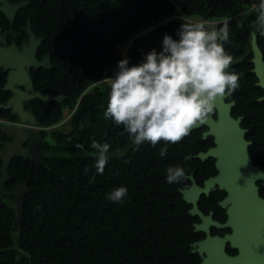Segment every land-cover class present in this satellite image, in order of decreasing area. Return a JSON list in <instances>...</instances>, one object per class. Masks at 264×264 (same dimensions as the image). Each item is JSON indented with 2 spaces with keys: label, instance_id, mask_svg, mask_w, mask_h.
<instances>
[{
  "label": "trees",
  "instance_id": "16d2710c",
  "mask_svg": "<svg viewBox=\"0 0 264 264\" xmlns=\"http://www.w3.org/2000/svg\"><path fill=\"white\" fill-rule=\"evenodd\" d=\"M251 3L28 0L17 10L14 23L21 17L30 19V30L41 38L36 59L50 52L51 63L30 69L32 89L41 97L24 98L20 106L41 127L61 123L67 110L70 129H37L42 138L41 157L12 156L4 187L20 184L27 190L22 196L20 224L14 196L0 197V264H201L204 256L198 252L197 241L205 232L195 230L199 216L192 213V204L181 189L190 186L191 173L199 184L217 174L215 157L196 156L215 145L213 135L203 136L207 126L200 125L178 142L161 140L153 146L145 141L135 147L123 125L105 119L109 85L103 83L119 59L127 56L130 64L138 63L152 48L160 50L164 33L176 38L183 20L215 21L217 27L227 24L230 42L224 47L233 58L228 70L241 74L240 87L228 98L235 101L231 114L242 117L239 124L251 141L249 154L264 167V100L259 99L263 89L256 85L250 48L255 33L264 60V33ZM65 43L68 50L57 53ZM6 79L5 73L0 74V119L19 121V114L7 105L14 90L5 87ZM10 139L0 129V151ZM92 140L107 142L108 152L125 150L119 157H108L102 173L96 172V157L58 155L97 151L91 147ZM165 144L167 155L161 157L159 149ZM169 164H181L187 178L179 184L167 183ZM2 165L0 158V179ZM256 183L264 197L262 180ZM119 185L128 189L123 201L107 199V193ZM225 195L219 187L209 196L202 194L199 203L206 200L209 206L201 209L213 208L216 218L223 221L227 214L218 200Z\"/></svg>",
  "mask_w": 264,
  "mask_h": 264
},
{
  "label": "clouds",
  "instance_id": "9594fccd",
  "mask_svg": "<svg viewBox=\"0 0 264 264\" xmlns=\"http://www.w3.org/2000/svg\"><path fill=\"white\" fill-rule=\"evenodd\" d=\"M251 11L264 33V0H252ZM227 42V24L217 27L207 20H183L176 38L168 33L162 35L159 51L152 48L134 64L129 63L127 56L119 59L113 74L108 76L105 119L123 125L135 147L145 141L153 146L161 140L180 141L209 118L218 97L240 87L241 74L228 70L233 58L225 50ZM91 147L97 150L96 172L102 173L109 144L92 140ZM159 155H167V144L160 147ZM184 159L189 156L185 154ZM186 178L181 164L167 166V183L179 184ZM127 193V187L119 185L107 193V199L122 202Z\"/></svg>",
  "mask_w": 264,
  "mask_h": 264
},
{
  "label": "water",
  "instance_id": "95a60500",
  "mask_svg": "<svg viewBox=\"0 0 264 264\" xmlns=\"http://www.w3.org/2000/svg\"><path fill=\"white\" fill-rule=\"evenodd\" d=\"M18 3L6 11H13L19 7ZM177 9L180 7L177 5ZM38 41L31 36L30 44L21 50L10 47L4 55L0 49V65L4 67L17 66L18 72H10L6 87L14 90V94L8 100L7 105H12L21 122L7 121L0 123V129L10 136V140L3 142L0 151V158L3 160L2 177L0 179V197L6 194L14 196V210L17 212V221L20 224L22 218V196L27 190L26 187L17 184L11 188H5L4 182L9 179L8 165L15 153H27L36 158L41 157L40 142L42 140L35 125L22 123L32 115L24 111L17 102V97L21 99L27 97H41L34 92L28 77H24L25 71L23 65L46 66L45 60H36L33 56L35 45ZM253 50V72L257 76V85L264 88V60L261 51L252 38ZM123 52V51H122ZM125 53V52H123ZM12 56V57H11ZM17 59L16 63L10 64V60ZM19 82L24 85V89L12 88L11 85ZM226 96V95H225ZM218 97L215 101L217 110V119L209 118L202 124L208 125V130L204 135L211 134L214 137L215 145L209 147L206 151H200L196 156L202 159L215 157V166L218 169L216 175L210 176L204 182V186H199L192 175H188L191 184L187 188L181 189V192L188 203L192 204L193 214L199 213L201 222L196 223L195 230L206 232L204 239L197 242L198 252L206 255L201 264H264V197L260 196L257 180H262L264 184V167L254 163L249 154L248 147L251 143L245 138L246 129L239 125L241 117L234 118L231 115V105L233 101L225 102L224 97ZM19 98V97H18ZM47 100V97H44ZM264 99L263 97L259 98ZM34 120V119H33ZM198 124L193 128L199 127ZM26 143V145H25ZM32 150V153H31ZM217 184L220 189H224L226 195L220 201V204L226 207L227 218L224 223L212 221V211L208 215L202 214L198 209V199L202 193H207L210 187ZM209 224L217 226H229L231 232L224 236H212L209 232ZM225 242L238 249L235 256L226 254L223 251Z\"/></svg>",
  "mask_w": 264,
  "mask_h": 264
},
{
  "label": "flooded vegetation",
  "instance_id": "af4514ba",
  "mask_svg": "<svg viewBox=\"0 0 264 264\" xmlns=\"http://www.w3.org/2000/svg\"><path fill=\"white\" fill-rule=\"evenodd\" d=\"M28 0H0V49L2 50L3 54L5 55L6 54V51L10 48V47H13L15 48L16 50H21L24 46L27 47L29 46L30 44V40H31V36L33 35L34 39L37 40L38 42L36 43L35 45V48H34V51H33V56L35 57V49L36 47L39 45L40 41H41V38L40 37H36L34 35V33L30 30V27H29V23H30V19H25V18H18L17 21L14 23V19L16 18L15 15H16V12L17 10L23 6L24 4H27ZM18 3H21V5L17 8H15L13 11H6V9L18 4ZM216 23L214 22V25ZM238 24H241V21L238 22ZM23 29V30H22ZM252 38H254V41H255V33L252 34L251 36V40H250V48H251V51H252V57H251V60L253 58V50H252ZM257 45V44H256ZM63 50H68V44L65 43L64 45H60L57 53H62ZM50 52H48L42 59L40 60H44L46 56H48V60H45V62L47 63V66H50L51 63H50ZM262 56V54H261ZM12 57V56H11ZM36 59V57H35ZM263 59V58H262ZM38 60V59H36ZM39 60V61H40ZM68 60V59H67ZM18 60L17 59H12L10 60V64L12 63H16ZM253 62V61H252ZM34 65H27V64H24L23 65V70L25 71V74H24V77H29V71L30 69L33 67ZM39 66H42V65H39ZM254 66V64H253ZM34 67H37V66H34ZM253 69V68H252ZM10 72H18V68L17 66H8V67H4V65H0V74L2 73H5L6 74V82H5V87H6V83H7V80H8V76L10 74ZM256 75V74H255ZM258 80V79H257ZM257 82V81H256ZM257 85V84H256ZM261 86V85H259ZM12 88H20V89H24V85L19 83V82H16L14 83L13 85H11ZM262 87V86H261ZM7 88V87H6ZM263 89V95L260 96V97H263L264 96V88L262 87ZM229 95H226L224 97V101L225 102H231L233 101L235 103V101L233 99H228L229 98ZM23 99L20 100V103L22 102ZM264 100V99H263ZM234 105V104H233ZM231 105V109L230 111L232 110V106ZM215 112V115H213V113ZM212 114H210V117L213 118L214 120L217 119V110L215 108V111H214ZM232 115V114H231ZM238 117H241V116H238ZM234 118H237V117H234ZM242 118V117H241ZM7 121V120H6ZM241 121V120H240ZM12 122H21V120L19 121H12ZM24 124H27V125H34V124H29V123H26V122H22ZM202 125H206L207 128L203 131V136L205 131L208 130V125L207 124H202ZM240 125V124H239ZM241 127V126H240ZM242 128V127H241ZM245 129V128H244ZM247 130V129H246ZM207 136V135H206ZM251 142V141H250ZM26 145V143H25ZM31 153H32V150H31ZM40 158V157H38ZM210 177V176H209ZM207 177V178H209ZM203 179V182L202 184H199L196 179H195V182L199 185V186H204V182L205 180L207 179ZM216 187H218L217 184H214L213 186L210 187V190L207 193H202V194H206V195H210L211 191L214 190ZM201 194V195H202ZM200 195V197H201ZM199 197V199H200ZM224 198V197H223ZM219 199V204H220V201L223 199ZM199 199H198V206H197V209L204 215H208L210 214V212L212 211V221L214 222H217V223H224L226 218L223 220V221H220L218 218H216L217 216V212H215L213 210V208H210L208 210V212H204L201 207L203 208H206L208 207V203L206 202V200L201 203H199ZM221 205V204H220ZM222 206V205H221ZM224 209H225V212H226V207L222 206ZM198 216H199V221L198 222H195L194 224L196 223H200L201 222V217H200V214L199 213H196ZM203 231V230H202ZM205 232V231H204ZM209 232H210V235L212 236H224L225 234L227 233H230L231 232V228L229 226H217V225H214V224H209ZM206 236V232H205V235L203 238H201L200 240L204 239ZM198 240V241H200ZM197 241V242H198ZM198 248V247H197ZM223 251L228 254V255H231V256H235L237 253H238V249L236 247H233L230 245L229 242H225L224 246H223ZM204 258L206 257V255H203ZM203 258V259H204Z\"/></svg>",
  "mask_w": 264,
  "mask_h": 264
},
{
  "label": "rangeland",
  "instance_id": "374dc122",
  "mask_svg": "<svg viewBox=\"0 0 264 264\" xmlns=\"http://www.w3.org/2000/svg\"><path fill=\"white\" fill-rule=\"evenodd\" d=\"M198 20H201V19H187V21H198ZM214 24V22H212ZM216 23V22H215ZM123 52H125V49L122 50ZM108 83V80L104 81L103 84H106ZM18 89V88H17ZM19 90V89H18ZM19 97V98H18ZM17 97V102L19 105H21L20 103V96ZM69 115H70V112H68L67 110H64V123H58V124H55L51 127H49L48 129L49 130H53V129H62L64 131H69L70 129V122H69ZM26 123H29V124H35L34 120L29 116L28 119L25 120ZM48 130V131H49ZM49 136H46V138H48ZM124 148L123 149H119L117 151H111V152H108L107 153V156L108 157H119L123 152H124ZM58 155H63V156H74V157H80V156H92V157H96V151H92V152H79V151H65V152H60Z\"/></svg>",
  "mask_w": 264,
  "mask_h": 264
},
{
  "label": "built area",
  "instance_id": "2783aa9c",
  "mask_svg": "<svg viewBox=\"0 0 264 264\" xmlns=\"http://www.w3.org/2000/svg\"><path fill=\"white\" fill-rule=\"evenodd\" d=\"M213 22V21H210ZM215 22V21H214ZM0 122H7L6 120L0 119ZM65 122L64 120L62 121V123ZM36 129H40V128H49V127H41V126H37L35 125Z\"/></svg>",
  "mask_w": 264,
  "mask_h": 264
}]
</instances>
